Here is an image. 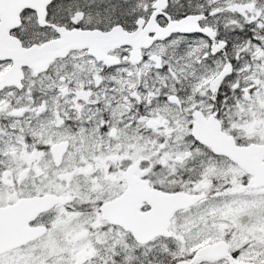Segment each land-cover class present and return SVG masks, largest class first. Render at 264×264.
Listing matches in <instances>:
<instances>
[{
	"label": "snow or ice",
	"instance_id": "6c2138e0",
	"mask_svg": "<svg viewBox=\"0 0 264 264\" xmlns=\"http://www.w3.org/2000/svg\"><path fill=\"white\" fill-rule=\"evenodd\" d=\"M0 264H264V0H0Z\"/></svg>",
	"mask_w": 264,
	"mask_h": 264
}]
</instances>
